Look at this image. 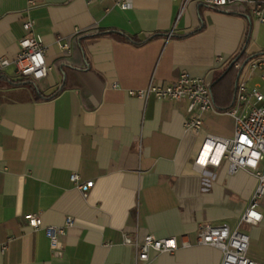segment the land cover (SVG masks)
<instances>
[{
    "label": "crops",
    "instance_id": "1",
    "mask_svg": "<svg viewBox=\"0 0 264 264\" xmlns=\"http://www.w3.org/2000/svg\"><path fill=\"white\" fill-rule=\"evenodd\" d=\"M33 1L0 0V264H145L126 234L139 242L148 234L178 239L174 253L153 250L146 264H221L220 248L197 243L202 224L246 233L248 255L264 264V196L262 221H241L257 176L232 172L227 159L206 168L195 163L208 134L235 135L228 109L236 83L262 84L255 79L263 73L241 64L264 50V21L204 0H126L127 8L118 0ZM29 18L53 65L36 85L12 81H19L15 61ZM250 24L246 52L215 82L240 52ZM99 29L155 36L142 45L118 34L80 39ZM3 58L9 65L2 66ZM184 72L211 82L215 107L199 132L185 126L188 100L129 94ZM63 86L51 99L39 93ZM73 172L91 183L87 195L71 180ZM29 213L45 226L73 218L62 253L53 255L45 229L30 226Z\"/></svg>",
    "mask_w": 264,
    "mask_h": 264
},
{
    "label": "built area",
    "instance_id": "2",
    "mask_svg": "<svg viewBox=\"0 0 264 264\" xmlns=\"http://www.w3.org/2000/svg\"><path fill=\"white\" fill-rule=\"evenodd\" d=\"M117 2L122 8L128 7L126 0ZM204 2L214 8L239 5L251 16L264 21V0H204ZM34 24L35 21L30 18L23 23L24 29L29 34L20 41L21 49L15 65L18 78L38 83L48 78L53 65L47 61L43 38L33 32ZM64 47L69 45L65 44ZM9 63L7 58L2 59L3 67ZM249 67L252 71L264 68V58L252 60ZM262 79L264 81V72ZM262 87V84L250 87L244 80L236 83L235 102L228 109V113L235 118V135L229 138L208 134L195 160L199 168H206L210 165H219L223 159H227L232 172L240 169H249L254 172L259 182L241 219L242 222L251 224H257L263 219V214L258 209L260 200L264 196V90ZM129 94L142 99L155 96L158 99L188 100L190 117L186 120L185 126L196 132L203 127L205 113L215 107L211 82L206 77L193 76L188 72L182 73L175 81L151 82L146 89H132ZM70 178L78 184L84 195L88 194L91 188L90 182H81L77 172L71 173ZM25 218L34 229H45L53 255H58L66 249L67 228L74 223L71 216H67L64 225L48 226L43 225V220L38 214L29 213ZM125 242L136 246L138 259L145 264L150 261L153 250L174 253L180 247L176 237H157L154 234L146 235L141 242L135 241L126 234ZM197 243L220 248L223 251L221 264H260L248 255L249 235L238 228L231 229L226 224H202L199 228ZM190 245L189 241L182 242V246Z\"/></svg>",
    "mask_w": 264,
    "mask_h": 264
},
{
    "label": "trees",
    "instance_id": "3",
    "mask_svg": "<svg viewBox=\"0 0 264 264\" xmlns=\"http://www.w3.org/2000/svg\"><path fill=\"white\" fill-rule=\"evenodd\" d=\"M238 6L239 5H228L226 7L217 8V9H220L221 11L232 13V14H242V15L247 16L248 18H251V15L248 13V11L246 9L243 8V10H241V9H239L240 6L239 7ZM200 29H202V28H199L198 30H200ZM198 30H195L194 32H197ZM251 33H252V25L250 24L249 27H248V30H247L245 41L243 43V46H242L240 52L230 62V64L227 66V68H225V70L216 78L215 82H217L218 80L222 79L227 74V72L234 66L236 60L244 52H246V50H247V48H248V46H249V44L251 42ZM114 34L121 35L122 37H124L129 42H131L133 44H137V45H142V44L146 43L150 38L155 36L154 35V36H152V37H150L148 39L142 40V39H139L136 36H131V35L127 34V33H124L122 31H119V30H116V29H99V30L92 31L89 34H86V35L82 36L80 39H84L86 37H100V36L114 35ZM262 55H264V50L256 51L254 53L249 54L248 57L244 60L243 64H241L242 67L246 66L253 59L258 58V57H260ZM61 68H63V67H61ZM12 81L14 83H20V84H29V83L35 84L34 81L28 80V79H20L19 78V81L18 80H12ZM63 88H64V86L63 87H59L54 92L49 93V94H45L42 91H40L39 89L38 90H39V93H40V95H41V97L43 99H51V98L56 97L62 91Z\"/></svg>",
    "mask_w": 264,
    "mask_h": 264
},
{
    "label": "rangeland",
    "instance_id": "4",
    "mask_svg": "<svg viewBox=\"0 0 264 264\" xmlns=\"http://www.w3.org/2000/svg\"><path fill=\"white\" fill-rule=\"evenodd\" d=\"M264 72V68H259L258 69V74H260V73H263ZM255 75H257V74H255ZM254 75V76H255ZM255 80H259L262 84H263V90H264V81H262V79H261V75H260V77L257 75V78L255 79ZM255 81L253 80L251 83H249L250 85H252L253 83H254Z\"/></svg>",
    "mask_w": 264,
    "mask_h": 264
},
{
    "label": "clouds",
    "instance_id": "5",
    "mask_svg": "<svg viewBox=\"0 0 264 264\" xmlns=\"http://www.w3.org/2000/svg\"><path fill=\"white\" fill-rule=\"evenodd\" d=\"M255 215V214H254Z\"/></svg>",
    "mask_w": 264,
    "mask_h": 264
}]
</instances>
